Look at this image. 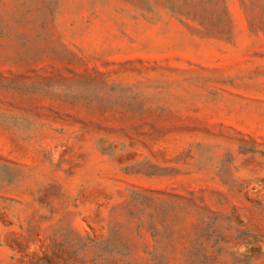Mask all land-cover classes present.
Returning <instances> with one entry per match:
<instances>
[{
	"label": "rangeland",
	"instance_id": "374dc122",
	"mask_svg": "<svg viewBox=\"0 0 264 264\" xmlns=\"http://www.w3.org/2000/svg\"><path fill=\"white\" fill-rule=\"evenodd\" d=\"M208 3L0 0V264H264V0Z\"/></svg>",
	"mask_w": 264,
	"mask_h": 264
},
{
	"label": "trees",
	"instance_id": "16d2710c",
	"mask_svg": "<svg viewBox=\"0 0 264 264\" xmlns=\"http://www.w3.org/2000/svg\"><path fill=\"white\" fill-rule=\"evenodd\" d=\"M210 3V9L209 10H195L196 14L199 15V17L202 18H207V19H217L220 20L221 22L224 20V18L228 17V10L224 4H222V0H209ZM208 3V4H209ZM197 9V8H196ZM172 11L176 12L177 14H181L180 11H183L182 8H177L172 9ZM215 14V16H214ZM252 26H258L257 23L251 22Z\"/></svg>",
	"mask_w": 264,
	"mask_h": 264
}]
</instances>
